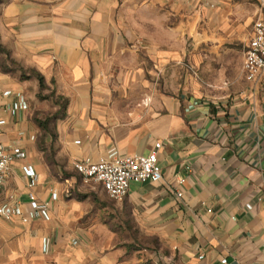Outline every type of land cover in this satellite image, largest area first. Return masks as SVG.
Masks as SVG:
<instances>
[{"label":"crops","instance_id":"1","mask_svg":"<svg viewBox=\"0 0 264 264\" xmlns=\"http://www.w3.org/2000/svg\"><path fill=\"white\" fill-rule=\"evenodd\" d=\"M220 5L0 0L1 138L27 154L13 161L0 189L11 214L9 220L0 215V264L143 260L123 258L122 249L108 245L113 199L101 184L85 181L74 163L113 150L147 155L158 142L163 179L133 182L121 203L157 238L154 262L264 264V70L249 81L242 69L245 80L234 94L209 95L203 73L225 40ZM17 63L41 74L66 100L52 153L36 141L40 126ZM21 95L26 109L13 116L9 109ZM25 166L37 172L33 188ZM31 191L48 203L49 218L34 212L22 219L17 207L28 208Z\"/></svg>","mask_w":264,"mask_h":264},{"label":"rangeland","instance_id":"2","mask_svg":"<svg viewBox=\"0 0 264 264\" xmlns=\"http://www.w3.org/2000/svg\"><path fill=\"white\" fill-rule=\"evenodd\" d=\"M218 8L224 14L225 40L219 47L220 55L212 53L215 56L203 73L205 75L203 85L211 96H227L240 89L245 80L242 65L253 24L259 17V10L252 0H221ZM210 10L212 11H209L211 16L209 27L213 29L211 20H214L213 14L217 11L216 8ZM16 67L21 71L22 79L28 80L25 91L31 96L35 112L34 120L40 124L38 125L41 133L36 137L38 146L44 149L46 154L52 153L56 139L55 124L64 112L63 100L51 86H39L34 69L24 68L21 63H17ZM198 74L200 80V72ZM105 195L107 196L106 192ZM121 203L122 201L113 199L109 204L113 213L106 217L109 219L107 223H110L109 231L106 232L107 234L103 232L102 240L105 234L109 246L122 249L123 258L134 255L144 256V259L137 264H165L162 259L156 258L158 262H154L150 257L152 251L158 247L157 238L141 230L131 212L126 208L121 209L123 205Z\"/></svg>","mask_w":264,"mask_h":264},{"label":"built area","instance_id":"3","mask_svg":"<svg viewBox=\"0 0 264 264\" xmlns=\"http://www.w3.org/2000/svg\"><path fill=\"white\" fill-rule=\"evenodd\" d=\"M260 10V16L253 24L252 36L245 51L242 69L247 80H256L264 70V0H252ZM13 94L8 91L5 95ZM26 109V103L23 95L18 96V101L10 107L13 116H18ZM6 120L0 118V189L6 184L11 175V165L16 158H25L26 152L20 147L7 148L2 141L1 134ZM161 143H156L155 149L147 155H129L120 156L113 150L107 157H101L98 160L85 158L82 161L74 163L75 169L82 174L85 181L101 184L106 193L116 201H122L128 194L131 184L134 183H159L163 179V171L159 163L158 150ZM25 175L29 179V185L33 188L36 170L33 166L23 168ZM183 183L184 179H179ZM182 196V192L177 193ZM30 203L28 208L21 204L17 207L22 219L27 222L32 214L39 215L43 218H49V205L46 202H40L36 194L29 193ZM0 215L6 219H11V214L2 207L0 203ZM77 243V242H76ZM49 240H46V250L49 248ZM78 245V243L76 244ZM165 264H176L174 260H166L160 257ZM227 263V259L221 261Z\"/></svg>","mask_w":264,"mask_h":264},{"label":"trees","instance_id":"4","mask_svg":"<svg viewBox=\"0 0 264 264\" xmlns=\"http://www.w3.org/2000/svg\"><path fill=\"white\" fill-rule=\"evenodd\" d=\"M0 51H2V52H5V49L0 45ZM35 75H36V78H37V80H38V83H39V86L40 87H44V86H46L47 84L45 83V79H44V77L41 75V74H39L38 72H35ZM55 91V90H54ZM56 93V92H55ZM60 98H62L61 96H59ZM62 100H63V103H64V109H65V107H66V100L65 99H63L62 98ZM63 114H64V112H63ZM63 114H62V116H63ZM37 124H39V123H37ZM40 125V124H39Z\"/></svg>","mask_w":264,"mask_h":264}]
</instances>
